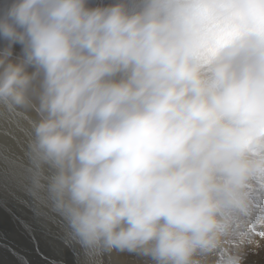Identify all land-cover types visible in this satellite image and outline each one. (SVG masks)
I'll use <instances>...</instances> for the list:
<instances>
[{"label": "clouds", "instance_id": "obj_1", "mask_svg": "<svg viewBox=\"0 0 264 264\" xmlns=\"http://www.w3.org/2000/svg\"><path fill=\"white\" fill-rule=\"evenodd\" d=\"M0 40V107L37 112L32 184L86 264L220 246L264 176V0H6Z\"/></svg>", "mask_w": 264, "mask_h": 264}, {"label": "bare ground", "instance_id": "obj_2", "mask_svg": "<svg viewBox=\"0 0 264 264\" xmlns=\"http://www.w3.org/2000/svg\"><path fill=\"white\" fill-rule=\"evenodd\" d=\"M88 2L89 6L95 7L114 3L115 0H88ZM5 3L6 0H0V7H3ZM221 26L223 27H220L217 33L218 41H222L230 35L227 25L222 24ZM3 45L4 41L0 40V47ZM19 52L20 46L15 45L13 48L14 55L19 54ZM14 118L15 120L26 121L22 129L17 124L13 127L11 121H14ZM38 119L37 112L31 108L9 112L0 107V184L6 186L8 184V189L3 187L5 191L24 196L20 201H32L35 210L46 212L44 209L46 207L50 211L52 210L50 228L46 227V221L43 222L40 217L34 216L32 208L29 209L30 207L23 205L24 203H19V200L15 202L14 199L13 201L6 193L2 192H0V215L2 220L8 221L9 219L10 222L17 223L14 226L23 236L32 231L30 227L32 222L40 226V230L35 233L36 235L30 234L28 238L33 241L31 243L35 246L34 251L38 254L37 264L42 262L43 264H86L81 249L77 245L69 243V229L66 222L53 210L43 195L34 189L32 184L31 165L27 153L28 145L32 139V125ZM24 130L30 132V135L26 134V131L22 132ZM24 174L28 175L23 177ZM247 198L246 211L229 220L220 246L207 256L200 257L201 264H231L233 258L236 257H239L240 264H264V176H258L251 181ZM23 208L26 209L25 212L22 211ZM9 243L0 234V248L2 245L10 247L11 244L9 245ZM58 248H60L61 253L55 251H58ZM2 252L0 250L1 254ZM24 260L26 259L24 258ZM100 261L101 264H153V261L147 257L116 250L104 254Z\"/></svg>", "mask_w": 264, "mask_h": 264}, {"label": "rangeland", "instance_id": "obj_3", "mask_svg": "<svg viewBox=\"0 0 264 264\" xmlns=\"http://www.w3.org/2000/svg\"><path fill=\"white\" fill-rule=\"evenodd\" d=\"M221 27H223V26H221ZM11 121V120H10ZM11 123L13 124V127H14V125L15 124H17V126H19V127H21V129H22V127H23V125L26 123V121L24 120V121H20V120H15V118H14V121H11ZM21 129H19V130H21ZM26 130H24V131H22V132H25ZM20 133V132H19ZM26 134H28V135H30V132H28V131H26ZM32 134V133H31ZM7 157V156H6ZM11 157H13V156H11ZM9 158H10V155H9ZM15 158V157H14ZM15 159H17V158H15ZM1 161V160H0ZM16 161V160H15ZM18 161V160H17ZM28 174H24V176L23 177H25V176H27ZM1 185V187H0V192H2V193H6L13 201H14V199H15V202H17V200H19L18 202L19 203H24L23 205H25V206H28V208L29 209H31V210H33V212H34V216H37V217H40L42 220H43V222L44 221H46V227L47 228H50L49 227V225H50V221H51V214H53V212H52V210L50 211L49 209H48V207H46V208H44V209H46V212H44V211H37V210H35V208L33 207V202L32 201H28V202H26V201H20V199L21 198H23L24 196H18V195H16V194H14V193H10V192H7V191H5L4 190V188H6V189H8L7 187H8V184H7V186L5 185V184H0ZM4 187V188H3ZM25 200V199H24ZM32 203V204H31ZM24 210V212L26 211V209H22V211ZM41 210V209H40ZM51 212V213H50ZM41 213V214H40ZM44 216H46V217H44ZM48 216V217H47ZM21 220V219H20ZM52 222V221H51ZM14 224H17V223H15V222H10L9 221V219H8V221L7 220H2V216L0 215V234H1V236H2V238L4 239V240H6V241H8V242H10L9 243V245H10V247L9 246H7V245H2V247L0 248V250H1V252H2V254L0 255L1 257H0V264H37V262H38V259H37V256H38V254H37V252L36 251H34V249H35V246H33L32 245V243L31 242H33V241H31L30 239H28L29 238V236H30V234L32 235V234H34V236L36 235L35 233H36V231H39L40 230V226H38V224H36V223H34V222H32L31 223V225H30V227H31V229H32V231H29L30 233L28 234V235H26V236H23L21 233H20V231L18 230V228L17 227H15L14 226ZM28 224V223H27ZM36 226V227H35ZM2 227H3V229H2ZM28 228V227H27ZM9 229V230H8ZM14 229V230H13ZM29 229V228H28ZM36 229V230H35ZM12 230V231H11ZM13 232V233H12ZM4 235V236H3ZM15 235V236H14ZM17 235V236H16ZM16 237V238H15ZM6 238V239H5ZM28 239V240H27ZM19 240V241H18ZM30 240V241H29ZM20 248V249H19ZM26 249V250H25ZM60 248H58V251L57 250H55L57 253H61V250H59ZM21 250V251H20ZM31 250V251H30ZM33 250V251H32ZM20 251V252H19ZM26 251V252H25ZM17 252V253H16ZM27 252H29V253H27ZM11 253V254H10ZM17 255H16V254ZM3 255V256H2ZM28 255V256H27ZM34 255V256H33ZM10 256H12V257H10ZM20 256V257H19ZM25 256V257H24ZM31 256V257H30ZM16 257V258H15ZM27 257H28V259H27ZM24 258L26 259V260H24ZM21 259V260H20ZM31 259H33V260H31ZM29 260V261H28ZM31 260V261H30ZM23 261V262H22ZM21 262V263H20ZM38 264H43V262L42 263H38Z\"/></svg>", "mask_w": 264, "mask_h": 264}]
</instances>
